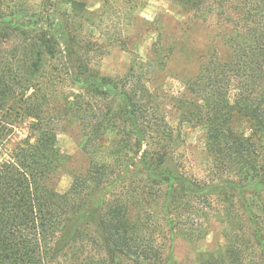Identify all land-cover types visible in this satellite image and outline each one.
<instances>
[{"label": "trees", "instance_id": "1", "mask_svg": "<svg viewBox=\"0 0 264 264\" xmlns=\"http://www.w3.org/2000/svg\"><path fill=\"white\" fill-rule=\"evenodd\" d=\"M175 1L228 30L229 57L203 61L175 102L182 122L206 130L207 180L182 169V135L145 71L102 76L96 44L70 20L0 22V36H26L17 89L0 66V264H181L174 242L203 239L212 211L225 242L201 264H264V0ZM62 119L79 124L90 161L64 193Z\"/></svg>", "mask_w": 264, "mask_h": 264}, {"label": "rangeland", "instance_id": "2", "mask_svg": "<svg viewBox=\"0 0 264 264\" xmlns=\"http://www.w3.org/2000/svg\"><path fill=\"white\" fill-rule=\"evenodd\" d=\"M75 1L85 4L86 14L73 9L67 0H0V22H17L30 29L36 23L47 25L49 16L65 22L70 20L79 27L82 36L96 44L92 53L93 68L102 76L122 77L134 66L145 71L153 91L163 100L168 122L182 135L177 152L182 169L189 176L207 180L212 166L206 149V130L182 122L175 102L185 92L187 82L197 75L203 61L213 54L222 59L229 57L227 28L214 18L205 20L184 12L175 0ZM12 31L9 27L0 36V66L6 68L11 78H16L17 89L19 78L15 75L25 57L26 36ZM28 126L26 122L17 128L14 141L27 137ZM235 126L238 130L250 127L245 118L236 120ZM57 140L64 164L56 187L64 193L76 176L87 171L90 161L83 150L81 127L76 122L62 119ZM12 147L10 144L9 149ZM209 215L203 239L179 237L174 242L178 263L201 264L203 254L224 244L226 229L217 223L215 212ZM97 245L90 242L80 247L94 250Z\"/></svg>", "mask_w": 264, "mask_h": 264}]
</instances>
